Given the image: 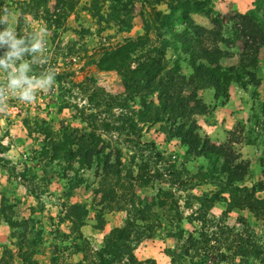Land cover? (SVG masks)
Here are the masks:
<instances>
[{"label":"rangeland","instance_id":"374dc122","mask_svg":"<svg viewBox=\"0 0 264 264\" xmlns=\"http://www.w3.org/2000/svg\"><path fill=\"white\" fill-rule=\"evenodd\" d=\"M75 1L61 19L53 1L36 11L29 0L0 2L1 10L15 13L18 34L47 27L44 67L58 73L51 93H39L31 104L10 97L0 114V264H97L104 239L126 222L139 232L129 249L141 264H264V218L250 206L229 204L230 187L264 181V47L247 58L228 39L236 16L252 11L255 0ZM212 18L222 24L214 28ZM139 37V47L164 46L162 74L175 67L184 80L183 95L197 106L190 105L187 125L199 145L211 148V159L170 137L168 122L127 136L109 128L101 133L104 153L119 164L104 177L97 162L86 168L77 157L69 160L76 147L61 139L91 115L98 129L101 122L120 124L123 111L112 102L122 97L120 77L93 63L104 50ZM212 41L217 63L237 75L225 93L205 79L190 81L191 59ZM5 80L0 74V83ZM233 160L245 164L241 178L223 170ZM254 197L263 199L264 191Z\"/></svg>","mask_w":264,"mask_h":264},{"label":"trees","instance_id":"16d2710c","mask_svg":"<svg viewBox=\"0 0 264 264\" xmlns=\"http://www.w3.org/2000/svg\"><path fill=\"white\" fill-rule=\"evenodd\" d=\"M49 1L54 2V10L61 9L60 19L65 14L72 12L76 5L75 0H29L33 3L35 11L41 5L46 6ZM2 11L3 9L0 8V14ZM207 15L210 13L208 12ZM52 16L55 17V15ZM236 18L238 19L237 27L231 29V36L228 39L230 42H239L242 45L245 57H255L257 51L264 47V0H255L252 11L248 14L237 15ZM115 23L123 24L124 22L116 19ZM211 24L215 28L222 23L217 18H212ZM50 27L58 29L60 24ZM141 40L140 37L134 41L126 40L124 44L113 50H104L93 63L99 71H114L120 77L122 97L112 98L115 107L121 112L123 111L117 118L120 124L112 127L101 122V128L98 129L95 123L96 119L91 115L89 120H82L85 127L81 130H72V133H66L61 139L67 146L74 145L76 147V150L70 151L69 160L77 157L76 163L79 167L86 168H90L91 164L97 162V167H100L101 164L100 173L104 177L113 176L112 168L115 167V164H119L117 158L113 160L114 163H111L110 155L104 153L108 142L101 137V133L108 134L107 129L109 128L115 130L118 135L125 134L127 136L132 133L137 134L145 125L168 122L167 134L170 137L177 138L194 155L203 157L206 161L211 159V154H209L211 148L205 144L199 145L193 127L187 125L191 110L197 106L191 101V94L183 95L184 80L177 75L175 67H171L166 74H162L165 69L161 64L164 46L158 48H149L148 45L139 47L138 44ZM156 54L159 56L155 57ZM220 57L214 41L204 49L199 48L198 56L191 59L190 62L192 68L190 81L194 78L205 79L215 90L225 93L226 87L235 82L234 79L237 75L233 74L231 69H224L217 63ZM191 104L195 107L190 106ZM66 144L64 149L67 147ZM233 163L234 160L232 165L225 166L223 170H227L230 177L241 178L245 174V164L239 162L234 165ZM229 189V204L250 206L258 217L264 218V198L257 200L254 197L256 193L264 191V181L252 185L250 188L243 186L241 188L230 187ZM107 192L112 195L114 187ZM98 193L97 189L93 191L94 195ZM103 200H107L105 194H103ZM103 208L110 210L108 206ZM72 209L77 215L78 207L73 206ZM87 212V209L82 210L83 216ZM99 221L102 222L101 217H99ZM131 227L132 225L126 222L123 228L117 229L104 239L102 249L95 254L97 264H119L122 262V257L126 262L124 264H141L133 258L129 249L130 243L136 241L139 235L138 230H130Z\"/></svg>","mask_w":264,"mask_h":264},{"label":"clouds","instance_id":"9594fccd","mask_svg":"<svg viewBox=\"0 0 264 264\" xmlns=\"http://www.w3.org/2000/svg\"><path fill=\"white\" fill-rule=\"evenodd\" d=\"M14 12L7 7L0 14V74L6 80L0 83V114L7 112L9 98L31 104L39 93H51L57 83V71L44 66L49 63V31L46 26L18 34L13 23ZM43 69L34 74V67Z\"/></svg>","mask_w":264,"mask_h":264}]
</instances>
